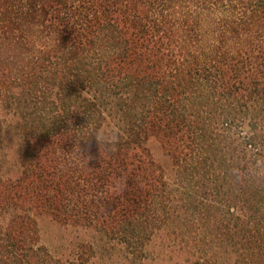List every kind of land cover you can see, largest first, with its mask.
Returning a JSON list of instances; mask_svg holds the SVG:
<instances>
[{
    "label": "trees",
    "instance_id": "1",
    "mask_svg": "<svg viewBox=\"0 0 264 264\" xmlns=\"http://www.w3.org/2000/svg\"><path fill=\"white\" fill-rule=\"evenodd\" d=\"M93 116L110 153L79 141ZM157 241L264 264V0H0V264H143Z\"/></svg>",
    "mask_w": 264,
    "mask_h": 264
},
{
    "label": "rangeland",
    "instance_id": "2",
    "mask_svg": "<svg viewBox=\"0 0 264 264\" xmlns=\"http://www.w3.org/2000/svg\"><path fill=\"white\" fill-rule=\"evenodd\" d=\"M151 148L157 157L161 155V150L156 143H152ZM40 234L42 243L47 245L53 252H57L56 255L64 254L67 256L69 251L76 250L75 246L69 245L71 241H75V235L55 222L49 221L48 219L43 220L40 225ZM155 243L149 250L146 257L147 260L143 264H176L175 259L177 257L170 254L169 249H162L158 241ZM124 256L125 253L118 250V246L115 249H110V247L107 246L104 250L99 251V255L95 258L94 264H131L124 259ZM159 256L161 258V260H159L160 262L158 261ZM187 257V254H181L180 259L184 261Z\"/></svg>",
    "mask_w": 264,
    "mask_h": 264
},
{
    "label": "clouds",
    "instance_id": "3",
    "mask_svg": "<svg viewBox=\"0 0 264 264\" xmlns=\"http://www.w3.org/2000/svg\"><path fill=\"white\" fill-rule=\"evenodd\" d=\"M78 135L80 136L79 141L94 137L99 143V146L102 144L104 149L109 153L112 152L120 141V131L118 127L102 126L94 116L87 118L86 127H81Z\"/></svg>",
    "mask_w": 264,
    "mask_h": 264
}]
</instances>
